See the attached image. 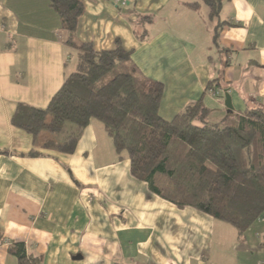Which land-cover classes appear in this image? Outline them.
<instances>
[{"label": "crops", "instance_id": "crops-1", "mask_svg": "<svg viewBox=\"0 0 264 264\" xmlns=\"http://www.w3.org/2000/svg\"><path fill=\"white\" fill-rule=\"evenodd\" d=\"M81 1L75 37L95 50L116 39L131 50L140 71L163 83V118L201 98L220 121L226 92L234 113L264 109V0H222L217 18L200 0ZM68 36L49 0H0V264H19L15 243L37 264H264V214L240 238L151 193L128 159L108 156L95 119L71 153L28 154L38 148L11 118L20 103L46 107L75 69ZM212 80L217 95L206 91Z\"/></svg>", "mask_w": 264, "mask_h": 264}, {"label": "trees", "instance_id": "trees-1", "mask_svg": "<svg viewBox=\"0 0 264 264\" xmlns=\"http://www.w3.org/2000/svg\"><path fill=\"white\" fill-rule=\"evenodd\" d=\"M217 18L222 0H200ZM76 52L75 69L44 108L18 104L14 126L32 136L36 148L71 153L90 120L99 121L130 174L176 207H193L235 227L243 237L264 214V109L228 112L218 122L201 98L171 118L159 113L164 86L144 75L119 39L95 50L75 37L81 0H49ZM196 6L197 3L190 4ZM217 23L213 35L216 45ZM142 32L139 38H144ZM214 80L206 91L217 90ZM31 156L40 153L32 149ZM19 264H37L23 243L10 248Z\"/></svg>", "mask_w": 264, "mask_h": 264}, {"label": "rangeland", "instance_id": "rangeland-1", "mask_svg": "<svg viewBox=\"0 0 264 264\" xmlns=\"http://www.w3.org/2000/svg\"><path fill=\"white\" fill-rule=\"evenodd\" d=\"M221 98H219V99H221V100H223L224 101V95L223 94H221ZM215 115H218V111H216V110H211L210 109V113H209V116H208V120H210V121H216V120H214L215 119ZM224 116H225V114H224ZM219 121V120H218ZM217 121V122H218ZM95 123L96 124H98V125H100V126H102L101 125V123L99 122V121H96L95 120ZM102 132H103V130H102ZM105 132V131H104ZM105 134V133H104ZM107 136V135H106ZM105 138H107L106 140H107V142H108V146H109V148H110V150H111V152H112V154L109 152V153H107L108 154V156L109 155H112L113 156V160H115V161H118L119 160V158H118V156H117V154H116V152H115V150H114V147H113V144H112V140L109 138V137H105ZM102 143L100 142V145H101ZM104 145L106 146V143H104ZM37 150V149H36ZM42 151V150H48V149H42V148H38V150L37 151ZM51 151H53V150H51ZM56 152H58V151H56ZM102 157H104V158H106L107 157V155L106 154H104ZM123 159H128L127 157H124ZM228 224V223H227ZM227 226H231L230 224H228Z\"/></svg>", "mask_w": 264, "mask_h": 264}, {"label": "water", "instance_id": "water-1", "mask_svg": "<svg viewBox=\"0 0 264 264\" xmlns=\"http://www.w3.org/2000/svg\"><path fill=\"white\" fill-rule=\"evenodd\" d=\"M224 105L229 112L232 111L233 106H232L231 98L228 92L224 93Z\"/></svg>", "mask_w": 264, "mask_h": 264}, {"label": "built area", "instance_id": "built-area-1", "mask_svg": "<svg viewBox=\"0 0 264 264\" xmlns=\"http://www.w3.org/2000/svg\"><path fill=\"white\" fill-rule=\"evenodd\" d=\"M116 3H121V4H124L125 3V0H115ZM209 93L212 94V95H217L219 93V90H214V89H210L209 90Z\"/></svg>", "mask_w": 264, "mask_h": 264}]
</instances>
